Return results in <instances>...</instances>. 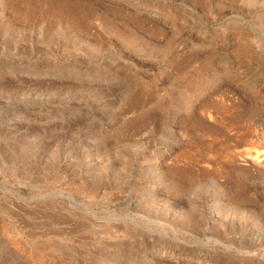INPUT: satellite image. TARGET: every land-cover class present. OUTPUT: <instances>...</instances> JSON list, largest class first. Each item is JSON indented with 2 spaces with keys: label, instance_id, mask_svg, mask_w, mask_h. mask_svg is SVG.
<instances>
[{
  "label": "rangeland",
  "instance_id": "374dc122",
  "mask_svg": "<svg viewBox=\"0 0 264 264\" xmlns=\"http://www.w3.org/2000/svg\"><path fill=\"white\" fill-rule=\"evenodd\" d=\"M0 264H264V0H0Z\"/></svg>",
  "mask_w": 264,
  "mask_h": 264
}]
</instances>
